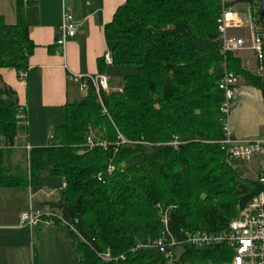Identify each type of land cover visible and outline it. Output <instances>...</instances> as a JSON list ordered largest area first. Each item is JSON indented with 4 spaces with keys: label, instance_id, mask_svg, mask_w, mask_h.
Masks as SVG:
<instances>
[{
    "label": "trees",
    "instance_id": "1",
    "mask_svg": "<svg viewBox=\"0 0 264 264\" xmlns=\"http://www.w3.org/2000/svg\"><path fill=\"white\" fill-rule=\"evenodd\" d=\"M31 1L17 0L16 25L0 21V70H14L19 79L36 49L24 15ZM254 1L259 4H233ZM220 13L221 0H126L105 38L112 65L135 66L137 74L124 78L121 92L103 93L106 114L92 87L84 100L67 105L65 124L53 129L44 148L13 149L21 106L0 76V135L7 146L0 151V189L36 194L47 169L62 179L59 200L42 206L59 211L79 233L70 232L80 264H168L158 249L146 247L165 233L161 211L166 238L180 245L188 235L225 232L262 192L257 181L239 177L219 146L224 65L264 96V78L222 53ZM106 68L100 59L99 75ZM89 138L107 148H87ZM174 249L176 264L232 258L225 246ZM105 254L112 261L100 258Z\"/></svg>",
    "mask_w": 264,
    "mask_h": 264
},
{
    "label": "crops",
    "instance_id": "2",
    "mask_svg": "<svg viewBox=\"0 0 264 264\" xmlns=\"http://www.w3.org/2000/svg\"><path fill=\"white\" fill-rule=\"evenodd\" d=\"M125 3L126 0H32L25 6L24 15L30 39L36 47L30 59L29 70L24 79H19L14 70H0L3 83L16 93L21 106L22 122L18 124L13 148L15 151L30 152L34 148L47 147L53 129L66 122V106L85 99L86 95L80 91L73 78L75 75H99L98 61L111 54V45L105 38V27ZM238 6L246 8L244 5ZM16 11L17 0H0V21L8 26L16 25ZM65 11L73 16L79 26V33L63 49L57 46L56 41ZM108 72H113L115 78L108 76ZM104 75L112 88H118L123 82L112 64H107ZM228 121L231 133L237 139L251 140L260 137L264 132L262 92L244 83L238 84ZM6 147L5 140L0 139V151ZM19 159L20 154H17L12 162L15 164ZM63 186L64 183L62 188ZM61 189L57 190L55 200H45L39 205L57 202ZM42 192L43 190L33 194L28 189L26 195L29 202L32 196L36 197ZM46 195L53 197V193ZM2 196L4 193L0 189L1 199ZM4 218L5 214L0 212V230H18L19 225H11ZM44 227L48 228L40 231L42 237L57 234L58 231L61 234L58 238L65 240L66 233L60 225ZM72 250L75 252L74 247Z\"/></svg>",
    "mask_w": 264,
    "mask_h": 264
},
{
    "label": "built area",
    "instance_id": "3",
    "mask_svg": "<svg viewBox=\"0 0 264 264\" xmlns=\"http://www.w3.org/2000/svg\"><path fill=\"white\" fill-rule=\"evenodd\" d=\"M23 1L26 4L31 0ZM233 1L221 0V13L217 20L221 51L223 54H233L234 56L249 53L257 66L258 77L264 78V28L259 18L260 1L258 5L254 1L252 5L246 6L245 11L239 10ZM237 32H244L245 36L238 37L234 34ZM78 33L79 26L73 16L65 11L56 41L57 46L65 49L67 42L76 38ZM105 62L108 65L112 64L111 54L106 55ZM24 78L25 76H22V79ZM73 80L85 95L88 94L90 87L95 90L103 113L106 114L102 95L110 91L109 79L105 75H75ZM240 80L241 76L229 71L227 65H224V75L219 84L220 90L224 93V102L221 107L224 139L219 142V146L230 160L258 161L256 181L263 190L246 208L239 212L238 217L230 223L225 232L219 235L207 233L188 235L183 243L196 248L225 246L232 251V258L226 264H264V132L255 139H237L233 137L228 123L230 109L236 99ZM86 147L106 149L107 144L95 142L89 138ZM112 172L113 169L110 168L109 173ZM63 187L65 188L66 185L64 184ZM161 214H163L165 233L146 247L158 249L168 260V264H176L174 248H178L183 243L179 245L174 239L169 241L166 238L165 235L168 233L167 213L161 211ZM57 224L65 226L70 232L80 236L75 227L66 221L59 211L48 206L36 209L32 204H29L28 212L22 214L20 218L19 227L32 230L38 225ZM143 247L145 246L140 245L138 249ZM99 256L104 261H112L110 254Z\"/></svg>",
    "mask_w": 264,
    "mask_h": 264
},
{
    "label": "rangeland",
    "instance_id": "4",
    "mask_svg": "<svg viewBox=\"0 0 264 264\" xmlns=\"http://www.w3.org/2000/svg\"><path fill=\"white\" fill-rule=\"evenodd\" d=\"M236 7L245 11V7ZM236 36H245L244 32L234 33ZM241 59L243 68L246 69L252 75H257V66L254 59L249 53H245L242 56H237ZM114 70L120 73V81H123L127 76H133L137 74V67L135 66H114ZM108 76L115 78L113 72H108ZM244 81L241 77L239 85ZM120 91L116 87L110 86L112 92ZM0 139L3 138L0 135ZM20 143V141H19ZM23 152V151H20ZM229 164L236 171L239 177L248 180L257 179V161H245V160H230ZM63 180L60 178H54L49 174L47 169L42 177V189L43 192L36 197H31L30 202L28 195H26L28 189H2L4 196L0 198V212L5 214L4 221L9 222L11 225L18 226V218H21L22 214L28 212L29 204H32L34 208H40V202L49 200H55L58 196V189L62 188ZM53 193V197H48L46 194ZM8 224V223H7ZM59 226L52 225L51 227ZM66 233L65 240L58 238L61 236L60 232L57 234H50L42 237L40 231L45 230L44 225H38L32 230L30 228H18V230H0V264H79V258L77 254V244L72 240L71 233L63 225ZM34 230V231H33ZM49 233L50 231H46ZM72 247L75 248L73 252ZM179 254V253H178ZM179 256V255H178ZM226 264V263H223Z\"/></svg>",
    "mask_w": 264,
    "mask_h": 264
},
{
    "label": "water",
    "instance_id": "5",
    "mask_svg": "<svg viewBox=\"0 0 264 264\" xmlns=\"http://www.w3.org/2000/svg\"><path fill=\"white\" fill-rule=\"evenodd\" d=\"M260 1V10H259V18L264 28V0Z\"/></svg>",
    "mask_w": 264,
    "mask_h": 264
}]
</instances>
